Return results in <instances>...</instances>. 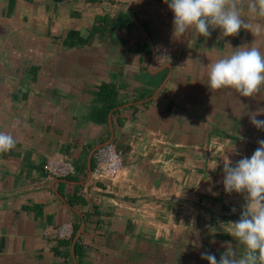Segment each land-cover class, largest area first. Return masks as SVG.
Returning <instances> with one entry per match:
<instances>
[{
	"label": "crops",
	"instance_id": "0c3cea01",
	"mask_svg": "<svg viewBox=\"0 0 264 264\" xmlns=\"http://www.w3.org/2000/svg\"><path fill=\"white\" fill-rule=\"evenodd\" d=\"M248 4L235 36L177 38L164 0H0V132L16 141L0 153V264H208L202 253L239 250L227 231L246 194L224 191L223 159L264 140L249 120L264 87L213 91L205 66L241 46L264 54V17ZM118 14L130 22L90 33ZM102 83L120 104L99 121ZM107 141L121 168L101 181L92 151ZM48 158L74 173L47 176Z\"/></svg>",
	"mask_w": 264,
	"mask_h": 264
},
{
	"label": "clouds",
	"instance_id": "9594fccd",
	"mask_svg": "<svg viewBox=\"0 0 264 264\" xmlns=\"http://www.w3.org/2000/svg\"><path fill=\"white\" fill-rule=\"evenodd\" d=\"M135 2L140 3L141 0ZM164 2L173 13V35L177 38L190 31L207 38L211 36L210 29L217 28L222 37H229L237 35L242 28L250 27L241 18L240 0ZM248 10L264 17V0H249ZM205 70L207 87L213 91L230 88L242 97H254L264 87V54L256 47L233 49L229 56L207 64ZM261 114H264V109L249 114L250 123L258 130L264 129V120L257 119ZM257 143L258 147L250 158H241L235 164L226 155L223 159L224 191L246 194L239 219L230 222L227 231L240 248L228 245L218 261L214 255L202 253L201 259L207 260L208 264H264V140ZM15 146L12 135L0 132V153L9 152Z\"/></svg>",
	"mask_w": 264,
	"mask_h": 264
},
{
	"label": "built area",
	"instance_id": "2783aa9c",
	"mask_svg": "<svg viewBox=\"0 0 264 264\" xmlns=\"http://www.w3.org/2000/svg\"><path fill=\"white\" fill-rule=\"evenodd\" d=\"M91 175L101 181L114 179L121 168V154L112 141L97 145L92 151ZM43 169L49 177H65L74 173V167L68 160L59 158H48L43 163ZM68 223H63L56 228L59 238L69 235Z\"/></svg>",
	"mask_w": 264,
	"mask_h": 264
},
{
	"label": "trees",
	"instance_id": "16d2710c",
	"mask_svg": "<svg viewBox=\"0 0 264 264\" xmlns=\"http://www.w3.org/2000/svg\"><path fill=\"white\" fill-rule=\"evenodd\" d=\"M129 22H130L129 19H126L121 14H118L115 18L102 17L97 24H94L91 27L90 33L91 34L94 32L108 33L111 29L121 26H126ZM68 38H76L75 40L80 42L87 41L86 39L78 38L73 32L67 34V41ZM96 98L100 103V106L97 111H100L102 117L99 121L103 120V117L107 111L120 104V101L116 100V89L114 85L110 83H102L99 85Z\"/></svg>",
	"mask_w": 264,
	"mask_h": 264
}]
</instances>
